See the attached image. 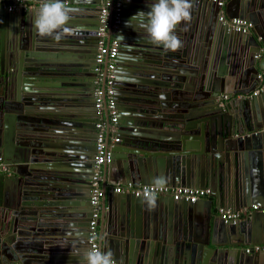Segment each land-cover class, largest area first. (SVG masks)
<instances>
[{"label": "water", "instance_id": "water-1", "mask_svg": "<svg viewBox=\"0 0 264 264\" xmlns=\"http://www.w3.org/2000/svg\"><path fill=\"white\" fill-rule=\"evenodd\" d=\"M32 1L19 13L0 5V264H78L72 249H89L90 133L98 123L90 90L99 77L109 124L107 57L95 71L107 0H64L81 10L68 26L84 30L59 42L35 35L41 0ZM225 1L226 18L251 22L249 32L219 22L221 8L206 0H191L176 52L149 43L135 21L129 26L154 0H122L119 31L107 29L106 45L115 39L120 51L110 86L120 139L111 143L107 133L97 242L116 264H264L255 250L264 246V214L251 210L264 206V0ZM53 71L57 83L47 78ZM70 80L87 84L69 91ZM42 100L67 109L64 124L41 115ZM161 175L165 186L209 189L214 203L156 197L149 210L142 197L107 192ZM213 207L248 211L226 223Z\"/></svg>", "mask_w": 264, "mask_h": 264}, {"label": "built area", "instance_id": "built-area-1", "mask_svg": "<svg viewBox=\"0 0 264 264\" xmlns=\"http://www.w3.org/2000/svg\"><path fill=\"white\" fill-rule=\"evenodd\" d=\"M209 2H215L221 9L218 14V21L227 24L230 29L247 33L252 28L253 25L251 22L240 19H228L226 18L223 8L225 5V0H206ZM0 3L5 7L7 12H14L18 8L25 9L29 6H33L31 0H0ZM121 11H122V0H107L105 4H103L102 10L100 12V26L98 28L97 36L100 37V41L98 42V50L96 54V63L98 64V68L96 71L99 73L101 65L104 63L105 57L108 58L107 69L109 75L107 77V90L105 92L107 99V108L110 111L111 116V130H116V111L114 106V101L112 99V89H111V79L113 75L111 72L114 70L117 52H118V41L115 39L111 40L109 46L106 45V41L104 39L107 29L112 28L113 33H117L120 19H121ZM111 19V20H110ZM100 79V77L98 78ZM257 79L260 82L264 81V70L260 71L257 75ZM261 87H257L256 91L253 93L257 95L260 91ZM227 99V96H224ZM95 107L96 109L102 108L103 95L100 89H97L94 93ZM97 136H96V153L94 156L93 164H92V179L90 181V196H89V204L91 210V220L89 223V248L93 246H98L97 242V230H98V220L100 217V201L102 198V185H101V173L103 165L109 163L111 161V154L108 150V146L105 140V123L101 120V122L97 125ZM114 141H118V138H115ZM3 163L0 158V169L2 168ZM153 185H140L133 186L131 184L122 186H116L110 188V191L115 193L129 192L130 194L136 197H142V194L146 191L151 190ZM209 189H199V188H187V187H171L164 186L157 192L156 197H170L175 201H187L190 203H195L198 200L206 199L210 196ZM251 210L259 211L264 214V206L259 207L257 205H252ZM247 209H242L238 212H232L228 209H220L218 211L219 217L227 222L236 223L241 220L242 215L244 216L247 213ZM99 247V246H98ZM255 250L264 252V246H256Z\"/></svg>", "mask_w": 264, "mask_h": 264}, {"label": "clouds", "instance_id": "clouds-1", "mask_svg": "<svg viewBox=\"0 0 264 264\" xmlns=\"http://www.w3.org/2000/svg\"><path fill=\"white\" fill-rule=\"evenodd\" d=\"M0 5L2 4L0 3ZM148 7L150 9L148 12H137L131 18L129 26L133 25L135 21L136 27L145 30L148 42L161 47L165 52H176L182 48L183 43L176 34V29L181 23L191 21L193 8L191 0H154ZM3 8L5 9L4 6ZM80 11L79 8L68 6L64 0H41V5L36 9V14L31 20V28L39 38H51L59 42L66 36L84 30L82 26L74 28L68 26L74 14H78ZM108 117L109 124H105V140L108 133L111 143L119 142L120 138L117 136L118 125L116 123L115 131L111 130V116L108 115ZM96 132H98V129ZM115 138H118V141H114ZM166 183V177L163 175L155 177L152 182V189L142 194V202L148 206L149 210L155 208L157 192ZM72 255L78 257V264H116L113 253L111 251H103L98 246H93L83 251V253L72 249Z\"/></svg>", "mask_w": 264, "mask_h": 264}, {"label": "crops", "instance_id": "crops-1", "mask_svg": "<svg viewBox=\"0 0 264 264\" xmlns=\"http://www.w3.org/2000/svg\"><path fill=\"white\" fill-rule=\"evenodd\" d=\"M31 7H33V6H31ZM28 8H29V6L27 7V8H25L24 10L25 11H27L28 10ZM22 11V8H18L16 11H14L13 13H19V12H21ZM7 13H9V12H7ZM79 24V23H78ZM48 76H51V77H47L48 79H50V81H52V82H55L54 80H56V81H60L59 80V76L60 75H58L57 74V72H55V71H53L52 73H49L48 74ZM47 82V81H46ZM45 83V82H44ZM55 83H57V82H55ZM66 84H68V88H70V90L69 91H72V90H75V91H81L83 88H74L73 86H72V84L73 85H75V84H79V85H86L87 84V82H83V83H78V82H76V80H70L69 82H65ZM95 84H96V89H95V91L97 90V89H100V79H98L96 82H95ZM94 86V85H93ZM258 87H261V86H258ZM85 89V88H84ZM94 89V88H93ZM101 90V89H100ZM57 90H54V94H55V92H56ZM95 92H93V94H94ZM53 94V95H54ZM56 95H54L53 97H55ZM75 96H77V95H75ZM79 97V96H78ZM42 98V97H41ZM63 104V103H62ZM64 104H67V103H64ZM69 104H72V103H69ZM52 107V106H51ZM64 107H56V108H50V106H46L45 105V112L46 113H44L47 117V119H48V121H50V122H55L57 125L58 124H64L63 123V121H64V118L62 117V116H60V115H62V114H64V113H66L67 111H65V110H67L66 108L65 109H63ZM54 114V115H50V114ZM103 114V113H102ZM45 115H43V116H45ZM50 116V117H49ZM45 121H47V120H45ZM102 121L106 124L107 123V119H106V117L105 118H103L102 119ZM60 130H62V129H60ZM104 173L102 172L101 173V185L103 184L102 183V179H104ZM122 186L123 187V185H121V184H117V185H115V186H109V188H108V190H107V192H109V193H114V194H122V193H129V192H126V190L124 191L123 190V192H120V193H115V192H113V191H110V188H112V187H116V186ZM133 186H140V185H133ZM207 200H212V202L214 203V201H215V197L214 196H209V197H207L206 198ZM101 210V209H100ZM213 211L215 212V216H218V211H217V209L215 208V207H213ZM241 219H244V216L242 215V218Z\"/></svg>", "mask_w": 264, "mask_h": 264}, {"label": "flooded vegetation", "instance_id": "flooded-vegetation-1", "mask_svg": "<svg viewBox=\"0 0 264 264\" xmlns=\"http://www.w3.org/2000/svg\"><path fill=\"white\" fill-rule=\"evenodd\" d=\"M118 31H119V28H118ZM117 31V32H118ZM119 53H120V51H119V43H118V52H117V57L119 56ZM97 69V68H96ZM114 69H115V66H114ZM96 71V70H95ZM91 91V93H92V95H93V98H94V94H93V92H94V89H92V90H90ZM87 94H88V91H87ZM112 99H113V97H112ZM44 100H42V102H41V104H42V106H39V112L40 113H42L41 115H45L44 113H46L45 112V109H44V107H45V105L46 106H49V104H47V102H43ZM113 101H114V106H115V111H116V115H117V113H118V110L116 109V106H117V104H118V102L116 101V100H114L113 99ZM95 102V101H94ZM59 104V102H53V104L52 105H55V106H57ZM106 105H107V100H106ZM94 107V108H93ZM103 107H104V102L102 101V108L99 110V109H96V107H95V103H94V106L92 105L90 108H91V110H92V113L94 114V110H95V114H94V116H96L97 117V119H98V123L95 125V129L93 130V131H91V138H90V141L93 139V140H95V145H96V136H97V132H96V130H97V125L101 122V120H102V118H103ZM42 108H43V110H42ZM51 108H56V107H54V106H52ZM108 115H110V111H109V109H108V113H107ZM43 117H47L46 115L45 116H43ZM87 142H88V140H86ZM1 158V157H0ZM2 159V158H1ZM2 163H3V160H2ZM4 166V165H3ZM3 166H2V168H3ZM91 168H92V166H91Z\"/></svg>", "mask_w": 264, "mask_h": 264}]
</instances>
